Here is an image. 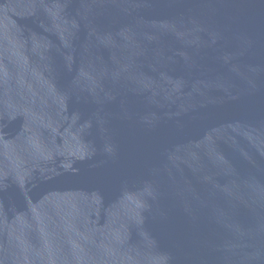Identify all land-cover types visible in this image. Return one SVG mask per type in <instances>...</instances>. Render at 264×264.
I'll list each match as a JSON object with an SVG mask.
<instances>
[{"label": "water", "instance_id": "obj_1", "mask_svg": "<svg viewBox=\"0 0 264 264\" xmlns=\"http://www.w3.org/2000/svg\"><path fill=\"white\" fill-rule=\"evenodd\" d=\"M0 264H264V0H0Z\"/></svg>", "mask_w": 264, "mask_h": 264}]
</instances>
